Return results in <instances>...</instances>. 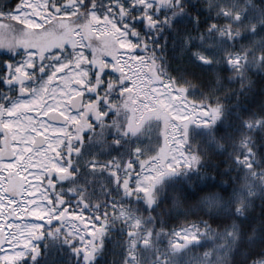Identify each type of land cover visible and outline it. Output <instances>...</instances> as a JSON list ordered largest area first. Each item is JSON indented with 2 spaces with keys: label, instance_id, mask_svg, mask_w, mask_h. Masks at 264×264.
Returning a JSON list of instances; mask_svg holds the SVG:
<instances>
[{
  "label": "snow or ice",
  "instance_id": "6c2138e0",
  "mask_svg": "<svg viewBox=\"0 0 264 264\" xmlns=\"http://www.w3.org/2000/svg\"><path fill=\"white\" fill-rule=\"evenodd\" d=\"M0 264H264V0H0Z\"/></svg>",
  "mask_w": 264,
  "mask_h": 264
},
{
  "label": "trees",
  "instance_id": "16d2710c",
  "mask_svg": "<svg viewBox=\"0 0 264 264\" xmlns=\"http://www.w3.org/2000/svg\"><path fill=\"white\" fill-rule=\"evenodd\" d=\"M218 179H226V177H222V178H218ZM177 223H180V221L177 220ZM206 247H211V243L209 242V244L206 245ZM204 251H205V247H201L198 249H192V252L189 255H195L196 253H199L202 255Z\"/></svg>",
  "mask_w": 264,
  "mask_h": 264
}]
</instances>
